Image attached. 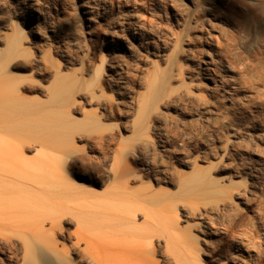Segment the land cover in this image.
I'll return each mask as SVG.
<instances>
[{
  "label": "rangeland",
  "instance_id": "374dc122",
  "mask_svg": "<svg viewBox=\"0 0 264 264\" xmlns=\"http://www.w3.org/2000/svg\"><path fill=\"white\" fill-rule=\"evenodd\" d=\"M211 59L214 80L198 73ZM7 80L35 108L36 134L63 142L39 151L32 141L18 161L37 170L47 151L65 159V181L111 196L113 221L155 239V264L264 259V0H0ZM116 156L130 182L113 179ZM114 185L138 200L116 201ZM8 188L3 200L30 206L25 182ZM3 202L0 264H91L61 230L77 229L72 214L36 240L8 223ZM47 239L67 248L61 262L39 251Z\"/></svg>",
  "mask_w": 264,
  "mask_h": 264
},
{
  "label": "bare ground",
  "instance_id": "6f19581e",
  "mask_svg": "<svg viewBox=\"0 0 264 264\" xmlns=\"http://www.w3.org/2000/svg\"><path fill=\"white\" fill-rule=\"evenodd\" d=\"M200 37L201 36H198L197 39H199ZM204 39L208 41V38ZM206 64V66L199 67L198 73L203 78L214 80L216 76L213 73H217L218 68L220 67L217 63L214 62V59L209 60ZM210 64H214L215 68H211ZM220 85L221 87H224V85H228V83H221ZM19 89H21L19 82H13L10 83V85H8V80L0 82V185L2 184L4 186L5 184V188L8 192V182L14 183L18 180L25 182L27 188L31 190V195L29 194V200H31V204L30 206H27L24 203H17L19 201L17 198H10L9 196L8 200L6 201L1 197L3 194L0 195V202L4 201L3 204L8 202V223L11 222L10 224L13 225L17 224L16 226L21 230V235H23V232L24 234H28L31 237L36 238V240H41L40 237L44 236L42 234L51 232L53 235H55L56 233H58L57 227L59 229L60 225L58 226V224L60 223V221H62L65 215L67 216V214H72L76 218V224L78 225L77 229H75L74 231H68L66 229H63L62 226L60 228H62L61 230L67 233L70 238H75L74 240H71L72 246H78L84 252H86V255L91 264H155L153 260V253L156 251L155 239L148 240L144 238L146 239L144 241V239L141 237L140 231L132 226L131 223L126 221L127 219H131L130 217L125 219L126 223L119 220L115 221L116 218L113 221V215L116 217H118V215H115L116 213H113L114 211L107 212V210H103V206L106 203H109L110 200L113 201V199H111V196H108V198L110 197V200L109 202H107L108 198L105 197V193L103 195L106 200H103L104 198L102 195L99 196L98 193L95 194L96 192H90V190L88 191L86 189L79 188L78 186L71 184L69 181H65L64 179L67 177L65 173L66 168H64L62 162L65 159L62 160L59 164H54L53 159L50 158L51 155L49 158H47V154H49L48 151L46 154V152L42 150L43 152H45L46 156H44L43 160H37L42 161V163L39 162V164H41L40 166H37V170L33 168L32 165L28 164L29 162L27 163L18 161L19 158L20 160H22V157H17L20 156V150L18 152L19 154H17L18 149L21 148L22 150V147L28 149V144H30L32 141H39V151L41 150V146L44 148H53L55 146L57 147V145L59 146L60 144H58V142L61 141V138L58 140L56 131L47 134L46 129L40 126L37 127V129L41 131V134H36V131L34 129L36 120L33 117L35 108L33 107V105H31L30 101L25 99L19 93ZM63 151L65 152V150ZM66 153V156H69L68 152ZM23 154L21 153V155ZM27 159L29 158L26 157L25 161H27ZM36 164L38 163L36 162ZM123 169L124 167L121 166L119 159L116 156L115 162L113 164V179L115 180V182L119 183L121 179L130 182L131 173L124 176L122 173ZM41 170L48 171L49 173H52L53 176L56 175V177L46 175L44 176V174H41ZM38 171L41 173H39ZM7 172L9 174H6ZM38 174H41V176ZM2 185L0 186L1 188ZM112 188H114V190L111 191H113L114 195L116 196L114 198L113 195L112 198H114L115 200L118 198L117 195L120 197H124V195L128 196L131 193L128 192L130 190L128 188H125V190H128L126 192L123 191V189L120 191L117 185L115 187L112 186ZM14 191L15 189L13 190V193ZM9 192L11 193V191ZM132 196L134 199L138 197V195L136 197L135 194H132ZM5 198L6 197H4V199ZM134 199L131 198L130 201L132 202V200ZM115 200L114 202L111 201V203L114 204L117 201ZM115 204L118 205L119 203ZM115 204L113 208H115ZM108 207H110L111 209L112 205ZM108 207L105 209H108ZM120 207L121 206H119V208ZM117 208L115 210H119V208ZM29 211L30 214L27 215ZM28 216L30 217L31 221L20 222L22 221L21 219L28 218ZM148 216L150 215L148 214ZM68 221L71 224L75 223L74 221H72V219H69ZM132 221L133 220H131V222ZM135 223L136 222H134L133 224ZM151 227L152 226H142L141 229H144L145 231L144 236L152 234L154 235L152 231L153 229ZM133 238H135V240L139 242L136 243ZM53 239H51V241H49L48 239V241H40L42 242V244L41 246H39L40 250H38L53 253L54 257L59 262H61L63 255L62 251H66L67 248L64 245V248L62 247L63 249L59 250V246H57L58 244L52 241ZM166 247L168 248L169 246ZM34 250L36 251V247ZM44 259L46 260V257H44ZM47 261L49 263V259H47L45 262ZM157 263L158 262H156V264ZM257 264H264V259H259Z\"/></svg>",
  "mask_w": 264,
  "mask_h": 264
}]
</instances>
